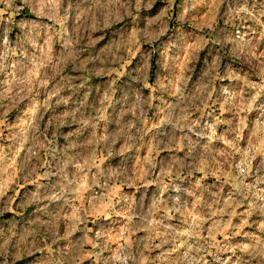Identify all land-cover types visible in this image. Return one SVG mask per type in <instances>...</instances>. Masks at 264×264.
<instances>
[{"label": "rangeland", "instance_id": "rangeland-1", "mask_svg": "<svg viewBox=\"0 0 264 264\" xmlns=\"http://www.w3.org/2000/svg\"><path fill=\"white\" fill-rule=\"evenodd\" d=\"M0 264H264V0H0Z\"/></svg>", "mask_w": 264, "mask_h": 264}]
</instances>
